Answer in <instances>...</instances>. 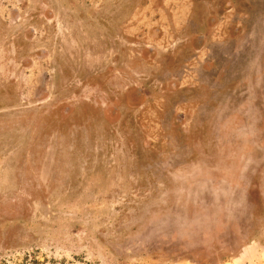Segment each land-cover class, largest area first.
Segmentation results:
<instances>
[{
	"label": "rangeland",
	"instance_id": "obj_1",
	"mask_svg": "<svg viewBox=\"0 0 264 264\" xmlns=\"http://www.w3.org/2000/svg\"><path fill=\"white\" fill-rule=\"evenodd\" d=\"M0 264H264V0H0Z\"/></svg>",
	"mask_w": 264,
	"mask_h": 264
}]
</instances>
